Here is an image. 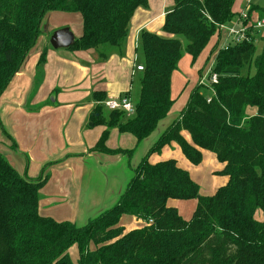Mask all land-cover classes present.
I'll return each instance as SVG.
<instances>
[{
  "label": "trees",
  "instance_id": "obj_1",
  "mask_svg": "<svg viewBox=\"0 0 264 264\" xmlns=\"http://www.w3.org/2000/svg\"><path fill=\"white\" fill-rule=\"evenodd\" d=\"M173 1L162 35L140 32L143 65L135 113H103L97 106L90 121L105 128L91 150L121 152L105 147L114 127L136 143L151 135L174 104L171 79L182 50L192 62L201 59V72L216 50L217 24L233 15L234 0ZM146 5L147 0H0V97L34 47L46 12L79 13L81 34L66 49L95 51L104 61L122 47L135 9ZM254 9L262 13L256 18L264 17V9L250 6L248 19ZM177 36L185 39L183 49ZM254 37L216 53L214 93L194 88L179 116L133 168L116 203L83 225L42 215L39 194L47 175L20 174L0 152V264H264V219L255 218L264 209V53H256ZM44 56L45 50L38 65ZM249 65L254 74H241ZM171 141L192 164L200 163L201 149L214 153L224 164L225 185L202 195L174 159L149 163L148 156ZM171 199H195L191 218L184 220L169 206ZM123 214L145 223L126 230L119 224ZM73 245L76 261L69 256Z\"/></svg>",
  "mask_w": 264,
  "mask_h": 264
},
{
  "label": "crops",
  "instance_id": "obj_2",
  "mask_svg": "<svg viewBox=\"0 0 264 264\" xmlns=\"http://www.w3.org/2000/svg\"><path fill=\"white\" fill-rule=\"evenodd\" d=\"M173 6V0H147L146 6L135 9L122 47L109 52L104 61L95 51L53 49L46 43L38 47V41L49 39L57 28L67 26L75 37L81 34V27H71L73 16L58 18V14L52 13L60 12L45 13L34 47L0 97V152L20 174L29 178L47 175L43 167L49 165L47 179L40 189L42 215L82 225L111 208L133 177V168L179 116L180 111L170 118L166 117L168 113L152 134L139 143L132 134L114 127L108 132L105 147L121 152L91 150L105 128L90 121L94 109L105 99L123 94L128 93L132 99L133 82L141 76L136 66L143 65L137 62L140 32L162 35L164 17ZM60 19L64 20L59 22ZM255 34L261 37L264 31ZM43 50L44 62L38 65ZM181 135L191 143L186 131ZM173 145L178 149L172 150ZM127 150L132 153L128 155ZM159 151L148 156L149 163L174 159L203 195L213 194L228 180L220 174L224 164L208 150L201 149L200 163L192 165L174 141ZM137 223L129 229L138 227ZM90 248L94 245L90 244Z\"/></svg>",
  "mask_w": 264,
  "mask_h": 264
},
{
  "label": "rangeland",
  "instance_id": "obj_3",
  "mask_svg": "<svg viewBox=\"0 0 264 264\" xmlns=\"http://www.w3.org/2000/svg\"><path fill=\"white\" fill-rule=\"evenodd\" d=\"M247 6H249V7L250 6H256V7L264 9V0H249L248 2H247V0H234L233 6H232V12H233L232 14L233 15L231 16L230 20L226 22V25L227 26L238 25L239 14L242 13ZM254 10H255L254 11L255 13L250 18V21L262 14L259 9H254ZM53 12H60V13H52V15L58 14V18L73 16V19H71L72 20V23H71L72 26L71 27H75L74 28L75 30H76V27H78V28L81 27V17L79 15V13L63 12V11H53ZM71 14H73V15H71ZM63 20L64 19H60L59 22H61ZM42 26H43V24H42ZM254 36H255L254 39H255V44H256V53L257 54L261 53V52L264 53V35L259 37L258 34H255ZM177 38L180 40V42L182 44V49H183V47L185 45V39L181 36H177ZM45 43L49 46L48 38H46V41H45V39H44V41L42 39L39 40L37 46L43 47V45ZM138 52H139V57H137V62L140 63V62H143V57H142L140 46H138ZM96 54H98V53L96 52ZM213 56L214 55H212V57ZM210 59H212V58H210ZM200 61H201V59L199 58L196 60V62H192L191 58L187 54H185V52L182 50L181 59L178 63V68L174 71V73L172 75V80H171L170 91H171V96L175 99V101H174L172 108L168 112L170 114L167 115L166 117H168V116L173 117L177 112H179L181 110V108L185 105V103L187 102V99H188L190 93L198 85L199 74H198L196 68H197V65L199 64ZM241 74L253 75L254 74V68L252 67V65L244 66L241 70ZM201 90H206L205 92L207 93V96H211L214 93L210 88L201 89ZM138 96H139V81H137V79L135 78V80L133 82V90H132V96H131L132 97L131 101L134 104L137 102ZM101 107H102L103 113H107L108 110L105 107H103L102 105H101ZM170 117H168V118H170ZM156 133H154V134H156ZM152 138H154V137H152ZM175 148L178 149V147L176 145H173V147H171L172 150H174ZM208 152H211V151H208ZM153 153L159 154L160 151H155ZM211 154L214 158V155H213L214 153H211ZM185 159H186V157H185ZM188 162L190 163V161H188ZM190 164L192 165V163H190ZM48 166L49 165H45L43 167V172L46 171L47 175H48ZM216 175H220V174L216 173ZM202 183L203 182L201 181V185L203 186ZM201 193L203 195L204 192L199 190V194H201ZM40 197H42V193L39 194V198ZM167 203L169 206H172V205L176 206L178 213L181 215V217L184 220H188L191 218L193 210H194V206H195V199L182 200V201L171 199ZM255 218L263 220L264 219V209L256 210ZM136 221H138V223H137L138 227L142 226L145 223V221H142L140 219H136L132 215L123 214L120 218L119 224L129 229V227L135 226ZM69 256L71 257V259L73 261H76V259L78 257V253H77V248L75 245H73L69 249Z\"/></svg>",
  "mask_w": 264,
  "mask_h": 264
},
{
  "label": "built area",
  "instance_id": "obj_4",
  "mask_svg": "<svg viewBox=\"0 0 264 264\" xmlns=\"http://www.w3.org/2000/svg\"><path fill=\"white\" fill-rule=\"evenodd\" d=\"M248 9L249 6L239 14L238 25L227 26L226 23L217 24L219 39L216 50L212 55L215 56L219 50L227 49L231 45L248 41L253 34L264 31V17L255 18L250 21L247 15ZM214 56L210 57L212 59H209L207 65L203 67L198 76V85L210 88L213 92L212 86L218 80L217 74L212 71ZM136 69L138 71L142 70V65H137ZM209 98H207V101H209ZM101 105L109 111L121 110L126 117H130L135 113V104L131 101L128 93L116 98L105 99Z\"/></svg>",
  "mask_w": 264,
  "mask_h": 264
},
{
  "label": "water",
  "instance_id": "obj_5",
  "mask_svg": "<svg viewBox=\"0 0 264 264\" xmlns=\"http://www.w3.org/2000/svg\"><path fill=\"white\" fill-rule=\"evenodd\" d=\"M74 40L75 36L68 27L55 29L48 39L49 45L54 49H66L74 43Z\"/></svg>",
  "mask_w": 264,
  "mask_h": 264
},
{
  "label": "clouds",
  "instance_id": "obj_6",
  "mask_svg": "<svg viewBox=\"0 0 264 264\" xmlns=\"http://www.w3.org/2000/svg\"><path fill=\"white\" fill-rule=\"evenodd\" d=\"M113 106H115V105H113Z\"/></svg>",
  "mask_w": 264,
  "mask_h": 264
}]
</instances>
